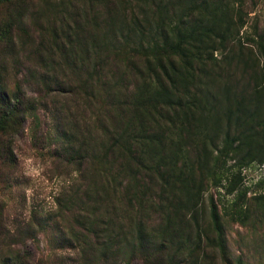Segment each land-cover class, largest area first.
I'll list each match as a JSON object with an SVG mask.
<instances>
[{
  "label": "trees",
  "instance_id": "16d2710c",
  "mask_svg": "<svg viewBox=\"0 0 264 264\" xmlns=\"http://www.w3.org/2000/svg\"><path fill=\"white\" fill-rule=\"evenodd\" d=\"M10 1L0 0V3ZM126 1L134 2L138 10L120 23L116 34L105 32L89 42L77 33L76 69L65 58L59 64L61 68L65 63L63 75L78 74L79 82L54 83L58 85L55 95H76L77 107L94 101L103 106L99 107V114L108 119L107 126L103 121L101 132H96L95 137H85L80 132L81 110L68 105L59 110L55 107L61 115L57 133L63 141L62 157L69 163L76 162L83 178H88L84 168L87 160L95 167L94 186L88 188L87 183L72 200V204L78 205L76 217L69 216L68 205L61 206L57 217L60 221L74 218L79 224V234L71 241L81 247L85 264L123 261L120 249L129 241L123 232V220L114 212L111 214V209H116L113 196L119 209L124 203L135 212L134 217H140L138 207L158 210L163 206L169 210L175 206L173 199H180L178 204L195 213L202 204L204 191L210 185H220V180L212 174L229 152H234L241 142L247 144L250 138V142L261 139L264 146V118L257 123L252 119V115H264V99H252L250 104L254 108L247 107L248 99L230 86L220 84L225 72L219 74L220 61L214 57V53L229 44L238 43L236 35L243 24L239 25L243 10L236 0ZM7 38L8 34L0 29V41ZM260 49L264 51V44ZM75 51L66 50L64 56ZM59 67L53 66V70L57 72ZM84 71L89 75L82 76ZM54 75L51 79L58 81ZM0 105V137L7 136L5 140L0 138V161L9 163L14 162L9 158L11 134L22 126L28 111L37 108L28 107L22 96L2 95ZM222 116L224 128L217 124ZM244 123L252 124L244 128ZM255 127L261 128L260 136ZM221 130L223 135L218 144ZM113 149L123 159L122 168L131 171L135 167L127 179H121L119 171L113 175V179H118L117 186L113 185L109 162ZM191 150L196 153L194 159ZM262 161L260 158L259 162ZM154 183L157 187H153ZM144 196H147L145 200ZM208 201L213 230L210 234L196 229L189 238H179L178 232L189 222L184 216L174 223L168 215L164 226L151 233L138 222L134 234L130 233L133 255L141 254L136 257L144 262L149 256L147 252H151L153 261L165 253L167 264H214L213 255L209 254L213 251L222 264H245L243 259L230 256L218 205L212 195ZM3 214L0 210V219ZM133 218L128 220L132 222ZM20 222L16 225H28L17 234L23 237L29 233L35 240V232L43 231L50 218L35 219L33 224L30 219ZM110 225L116 228L111 230ZM4 230L0 223V233L5 235ZM30 237L21 241V237L12 234L11 240L2 238L6 252L0 254V264H41L34 261L29 251L21 254L12 247Z\"/></svg>",
  "mask_w": 264,
  "mask_h": 264
},
{
  "label": "rangeland",
  "instance_id": "374dc122",
  "mask_svg": "<svg viewBox=\"0 0 264 264\" xmlns=\"http://www.w3.org/2000/svg\"><path fill=\"white\" fill-rule=\"evenodd\" d=\"M236 4L243 10L239 25L243 24L236 35L238 43L229 44L221 52L214 53V57L220 61L219 74L225 72L220 84L230 86L248 99L247 107L253 109L250 104L252 99H264V51L260 49L264 44V0H236ZM137 10L134 2L126 0H12L0 3V29L8 34L7 39L0 41V99L2 95L22 96L28 107L37 108L29 110L22 126L11 134L9 158L14 162L0 161V210L4 212L0 223L5 226V235L0 233V254L6 252L1 244L2 238L11 240V234L21 237L20 241L30 237L29 233L23 237L17 234L20 228L28 225H16L17 222L30 219L33 224L35 219L50 218V224L43 231L35 232V240L26 238L24 243L19 241L12 247L21 254L29 251L34 261L41 264H85L81 247L71 241L79 234V224L74 218L60 221L57 217L61 214V206L65 205L71 209L69 216L73 214L76 217L78 205L72 204V200L87 183L88 188L94 186L92 172L95 167L91 160H87L84 168L88 178H83L78 171L79 165L62 157L63 141L57 133L61 115L55 107L59 110L68 105L73 110H81L80 132L85 137H95L96 132H101L103 121L107 126L108 119L99 114V107L103 106L94 101L77 107L76 95H55L58 85L54 83L70 82L75 85L80 80L78 74L63 75L65 63L59 67L65 58L76 69L79 60L77 33L89 42L105 32L114 35L120 23ZM69 49L76 51L71 56H64ZM53 66H58L60 70L55 72ZM54 73L58 81L51 79ZM87 75L86 71L82 73V76ZM256 86L259 87L258 92ZM256 117L252 115L255 123L264 115ZM217 124L224 128L225 118L219 117ZM251 124L244 123L243 127L248 128ZM255 128L260 136L261 128ZM222 130L218 134V144ZM0 138L5 140L7 136ZM250 140H246L247 144L241 142L237 145L236 150L229 152L216 168L212 176L216 175L220 185H210L204 191L202 204L195 213L188 211L182 203L178 204L180 199H173L175 206L169 210L163 206L158 210L138 207L140 217H134L135 212H131L124 203L119 209L113 196L116 209H111V214L114 212L123 220V232L129 241L121 246L123 261L119 264H154L156 260V264H167L169 261L165 253L160 255L163 257L157 255L153 261L151 252H147L148 262L147 257L145 262L137 258L141 256L139 253L133 255L130 233L134 234L138 222L143 224L147 233H151L164 226L168 215L174 223L184 216L189 222L178 232L179 238H189L196 229L210 234L213 231L209 217L210 195L218 205L230 256L243 259L245 264H264V146L261 139L256 143ZM110 142L115 143L112 139ZM112 152L109 156L111 178L113 185L117 186L118 179H113V175L119 171V177L127 179L132 176L135 167L131 171L122 168L123 159L114 149ZM190 156L194 159L196 153L191 150ZM260 158L263 159L261 163ZM152 185L157 187L155 183ZM125 191L127 194V188ZM129 218L133 221L130 222ZM109 227L111 230L116 228L114 225ZM157 238L161 240L160 236ZM209 254L213 255L214 264H222L216 252L209 251Z\"/></svg>",
  "mask_w": 264,
  "mask_h": 264
}]
</instances>
